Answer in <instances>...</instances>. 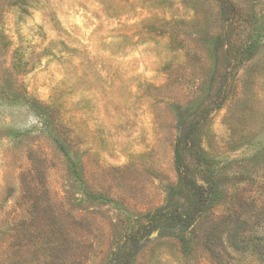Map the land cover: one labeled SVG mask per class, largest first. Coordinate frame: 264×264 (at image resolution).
<instances>
[{"label": "rangeland", "instance_id": "1", "mask_svg": "<svg viewBox=\"0 0 264 264\" xmlns=\"http://www.w3.org/2000/svg\"><path fill=\"white\" fill-rule=\"evenodd\" d=\"M0 264H264V0H0Z\"/></svg>", "mask_w": 264, "mask_h": 264}, {"label": "trees", "instance_id": "2", "mask_svg": "<svg viewBox=\"0 0 264 264\" xmlns=\"http://www.w3.org/2000/svg\"><path fill=\"white\" fill-rule=\"evenodd\" d=\"M223 4L226 3V0H222ZM193 134V129L191 130L188 129L176 142L175 144V148H174V159H175V164H176V167L178 169V172L180 174V180H181V184L183 186V188L185 189V191L189 192L192 194V196H196V198H198V202H191L189 201L188 205L190 206L191 204H194V209L195 211L199 214L201 213V211H203V203H202V199L204 197V191L201 187L197 186L195 184V182H193V180L191 179H188V175H189V169L187 167V165L184 163L183 161V158H182V155L180 153V150L181 149H187L188 151H193V145H194V142L195 140L192 138V135ZM203 161V158L202 156L199 154V151H198V162H201ZM183 189V190H184ZM182 192L179 191V194H181ZM175 211L177 210H172V212L170 214L168 213H164L163 210H160L154 214H152L150 216V219H149V222L151 225V227H156L158 225V223H161L163 221H166L165 218H167L168 216H175ZM176 217V218H175ZM173 219H174V222H176L175 219H177L178 216H175ZM182 216H180V219H181ZM194 216H190V215H186L184 216V219L182 220V223L183 222H190L191 219L193 218ZM235 222H236V228L233 229V228H228V237L230 238V241L234 243V245H239V239L240 237L238 236V232H236L237 230H241V231H244V227L242 226L244 223V220L242 219H234ZM155 225V226H154ZM136 245V248L133 249L132 251V254L135 255L137 252H138V246L137 244Z\"/></svg>", "mask_w": 264, "mask_h": 264}]
</instances>
